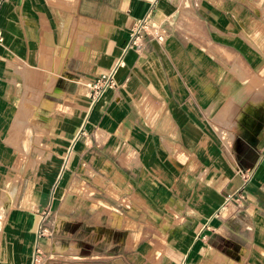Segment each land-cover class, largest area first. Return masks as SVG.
Listing matches in <instances>:
<instances>
[{"label": "crops", "instance_id": "0c3cea01", "mask_svg": "<svg viewBox=\"0 0 264 264\" xmlns=\"http://www.w3.org/2000/svg\"><path fill=\"white\" fill-rule=\"evenodd\" d=\"M249 2L0 0V264H250L264 245V51L251 54ZM141 19L164 41L129 47ZM118 61L90 104L85 82ZM64 223L70 250H54Z\"/></svg>", "mask_w": 264, "mask_h": 264}, {"label": "rangeland", "instance_id": "374dc122", "mask_svg": "<svg viewBox=\"0 0 264 264\" xmlns=\"http://www.w3.org/2000/svg\"><path fill=\"white\" fill-rule=\"evenodd\" d=\"M263 3H264V0H250V2H249V4H250V13H255V15H250V20H252V19H255V20H257L256 21V23L255 24H253V23H250V42H251V45H253V43L255 44V45H257L256 46V48H254V47H252V46H250V50H251V54H254V55H256V56H259V52H262V51H264V47L262 48L261 46L263 45V28H264V26L262 25V20L264 19V15H262V16H258L259 14V12H258V10H260L261 11V9H260V7H262V5H263ZM183 7H184V5H183ZM259 8V9H258ZM257 13V14H256ZM148 21V20H147ZM155 22H158V21H155ZM233 50V54H236L237 53V49H232ZM249 50V49H248ZM259 51V52H258ZM95 78V77H94ZM93 78V79H94ZM92 80V79H91ZM90 81V80H89ZM88 81H86L85 82V84L87 83ZM85 84H84V86H85ZM86 88L84 87V93H85V96H84V98L87 100V101H89V99H88V97H87V95H86ZM43 100V99H42ZM215 116V112L214 111H211L209 114H208V126H209V124H212L213 123V117ZM212 122V123H211ZM213 125V124H212ZM213 127V126H212ZM208 130H210L211 131V129L210 128H208ZM213 128H212V132H213ZM10 144H12L13 145V143H10ZM16 146V145H15ZM21 146L22 145H20V148L19 149H21ZM23 153H22V151L20 150V151H18V154H17V159L15 160V163H14V167L15 168H18V167H20V165H22V162H23ZM70 180V179H69ZM68 184H70V181H68ZM69 187V186H68ZM69 189V188H68ZM89 191V190H88ZM88 194V192H87V190L85 191V192H82V197L84 198V197H86V195ZM0 204H1V200H0ZM92 209H94V208H92ZM109 208H103V211L105 212V213H107V212H109V210H108ZM111 211H114V210H112V209H110ZM161 210H163L164 212H166V209H162L161 208ZM128 211H130V209H128ZM62 215H64L63 213H58L56 216H55V218H59V216H62ZM66 217H70V214H67V215H65ZM152 218V220H157L158 219V217L157 216H151ZM52 219H53V217H50V216H47V218H46V220H45V222H46V224L47 225H50L53 221H52ZM60 219V218H59ZM55 223V222H54ZM159 223H156V224H147V225H145L144 226V228L145 229H147L148 231H159ZM45 227H47V226H45ZM48 230V232H50V229L49 228H47ZM70 229H71V227H70V223H64L63 225H62V229L61 230H59V232L57 233V234H55V236H53L52 237V242H53V244H56V245H54L53 246V249L54 250H57L56 249V246L57 245H61V244H67V246H68V248H69V244H70V242H71V239H70ZM102 241V240H101ZM252 240L250 239V243H252L251 242ZM95 243V245L97 246V248H96V250H98V249H101V243L102 242H94ZM195 247H199V245L198 244H196L195 246H194V248ZM261 250H255V251H250V264H264V245L263 244H260V246H258ZM67 248V249H68ZM196 250V249H195ZM39 254V253H38ZM40 254H41V252H40ZM66 256H69V257H71V255H66ZM92 256H95V254H93ZM143 259H142V262L144 263V264H146V263H149V264H158L159 262H160V260L163 258V256H157V255H150V256H143L142 257ZM65 259H67V260H69L68 258H65ZM71 259V258H70ZM140 261H141V259H140ZM63 262H65V263H70V262H68V261H63ZM99 263V262H98Z\"/></svg>", "mask_w": 264, "mask_h": 264}, {"label": "built area", "instance_id": "2783aa9c", "mask_svg": "<svg viewBox=\"0 0 264 264\" xmlns=\"http://www.w3.org/2000/svg\"><path fill=\"white\" fill-rule=\"evenodd\" d=\"M129 47L140 48L144 43V39L153 40L161 43L165 39V31L159 22L152 20L141 19L135 26L129 31ZM2 41V33L0 30V42ZM121 65V61H118L112 69L100 73L94 79L88 81L85 84L86 95L89 99L90 104H93L101 95V93L109 87L113 86V73L117 66ZM227 199V198H226ZM48 234L45 225L40 222L38 226V235L44 236ZM44 260L42 257L34 256L31 264H43Z\"/></svg>", "mask_w": 264, "mask_h": 264}, {"label": "bare ground", "instance_id": "6f19581e", "mask_svg": "<svg viewBox=\"0 0 264 264\" xmlns=\"http://www.w3.org/2000/svg\"><path fill=\"white\" fill-rule=\"evenodd\" d=\"M8 179H9V178H8ZM10 180H12V179H10ZM11 182H12V181H11ZM7 184H8V183H7ZM12 186H13V184H12ZM15 187H16V186H15ZM16 190H17V189H16ZM16 190H15V191H16ZM15 194H16V193H15ZM4 199H5V197H4ZM0 215H2V208H1V210H0ZM69 247H71V245H70ZM56 248L61 249V250H67L68 246H66V245H65V246H62V245H61V246H58V245H57ZM68 250H70V249L68 248Z\"/></svg>", "mask_w": 264, "mask_h": 264}]
</instances>
